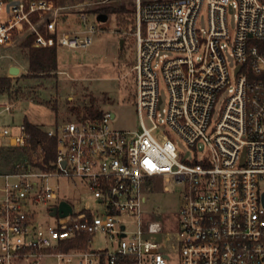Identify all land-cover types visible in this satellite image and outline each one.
I'll use <instances>...</instances> for the list:
<instances>
[{"label": "built area", "instance_id": "obj_1", "mask_svg": "<svg viewBox=\"0 0 264 264\" xmlns=\"http://www.w3.org/2000/svg\"><path fill=\"white\" fill-rule=\"evenodd\" d=\"M131 1L124 34L135 46L140 130L113 129L112 113L77 114L40 129L43 140L25 125L0 127V151L21 155L0 169V264H264V0ZM64 9L59 0H0V46L90 47L99 13L90 25L81 8L83 25L63 33ZM64 179L88 199H72ZM164 181L183 188L168 229L146 208L148 194L169 192Z\"/></svg>", "mask_w": 264, "mask_h": 264}, {"label": "rangeland", "instance_id": "obj_2", "mask_svg": "<svg viewBox=\"0 0 264 264\" xmlns=\"http://www.w3.org/2000/svg\"><path fill=\"white\" fill-rule=\"evenodd\" d=\"M62 8L58 22L60 32L75 31L83 25L78 19V11L86 8L90 13L89 24H97L94 13L107 7L119 8L124 6L134 12L135 3L131 0H59ZM106 23H99V32L94 36L93 43L86 49L71 50L58 49V70L34 74L30 70L29 50L26 45L16 41L13 44L0 46V78L6 77L7 87L0 93V127L8 128L18 133L25 123H30L44 132L54 128L56 124L75 119L77 114L112 113L116 119L111 123L113 129L123 131L140 130V122L135 105L136 82L132 73L135 58V46L125 32L131 27L122 25L128 15H108ZM121 22V23H120ZM230 28L235 29L233 15L229 17ZM123 26V29L121 26ZM199 26L207 27L205 10L202 12ZM119 29H122L119 32ZM124 46L121 49V41ZM226 58L230 66L234 59L230 51H226ZM20 70L18 76L10 74L11 68ZM58 71H66L69 77L58 75ZM160 93L164 100L163 107L168 101L166 87L161 84ZM10 106L11 111H6ZM221 108H217L216 117ZM173 141L181 152L188 150L187 143L177 134H173ZM6 141L4 140L3 145ZM2 142H0L1 144ZM18 152L12 150L0 151V169L9 167L20 158ZM62 190L72 199H88V194L79 196L74 184L70 180L61 181ZM163 188L169 192L156 191L147 195L146 208L154 213L158 221L165 223L168 229L169 221L178 216L182 203L183 188L174 181L163 183ZM72 199H69L72 201ZM54 219H49L54 224ZM176 227V225H175ZM133 227L131 228V230ZM176 237V233L157 235L158 240L167 241ZM96 249L103 247L98 241L93 245ZM52 260L48 261V264Z\"/></svg>", "mask_w": 264, "mask_h": 264}, {"label": "trees", "instance_id": "obj_3", "mask_svg": "<svg viewBox=\"0 0 264 264\" xmlns=\"http://www.w3.org/2000/svg\"><path fill=\"white\" fill-rule=\"evenodd\" d=\"M97 13L101 14H106V15H128V19H124L122 21V25H127L128 27L133 24V17H134V12L128 11L124 6L119 7V8H114V7H107L100 9ZM121 23V22H120ZM121 26V24H120ZM123 29V26H121ZM119 29V32L122 30ZM32 41H29L28 44H26V48L29 50V60H30V70L34 74H42V73H49L53 71L58 70V49L56 48H37L31 45ZM9 79L7 78H0V93L3 92V90L7 87V82ZM92 115L95 116H100L103 113H91ZM25 126L27 127L28 131L37 139H45L44 133L36 126L30 124V123H25ZM51 146L49 147V153L50 157L54 158V149H55V144L51 140L50 141Z\"/></svg>", "mask_w": 264, "mask_h": 264}, {"label": "water", "instance_id": "obj_4", "mask_svg": "<svg viewBox=\"0 0 264 264\" xmlns=\"http://www.w3.org/2000/svg\"><path fill=\"white\" fill-rule=\"evenodd\" d=\"M108 19H109V16L106 14H103V13H101L97 16V20L100 23H106L108 21ZM123 46H124V40L121 41V49L123 48ZM10 74L18 76L20 74L19 68L12 67ZM112 116H115V115L112 114ZM60 211H61V216H67L72 211V208L66 202H62L61 207H60ZM56 214H57L56 211H53L52 215L55 216Z\"/></svg>", "mask_w": 264, "mask_h": 264}, {"label": "crops", "instance_id": "obj_5", "mask_svg": "<svg viewBox=\"0 0 264 264\" xmlns=\"http://www.w3.org/2000/svg\"><path fill=\"white\" fill-rule=\"evenodd\" d=\"M3 78H6V77H3Z\"/></svg>", "mask_w": 264, "mask_h": 264}]
</instances>
